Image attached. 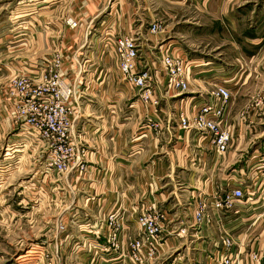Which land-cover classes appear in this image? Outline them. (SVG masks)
I'll use <instances>...</instances> for the list:
<instances>
[{"label": "crops", "instance_id": "1", "mask_svg": "<svg viewBox=\"0 0 264 264\" xmlns=\"http://www.w3.org/2000/svg\"><path fill=\"white\" fill-rule=\"evenodd\" d=\"M65 1L49 0L48 2L56 7ZM129 2L131 9L127 11L126 0H88L91 7L88 8L89 10L85 9L88 11L87 15L84 16L83 12L76 14V17L80 18L79 21L90 19L92 34L88 43L92 44L91 50L100 52L97 42L98 37L103 33H114L117 36L132 34L139 39V49L145 47L144 55H140L146 57L156 52L154 49L156 44L147 38L150 36L148 32L150 25L153 23L160 25V30L156 33L159 37L169 33L173 28L171 24H167L163 31L161 23L158 22L160 19L165 18L175 22L185 17V20L197 19L198 23L203 24L206 15H211L214 20L222 24L224 20L229 22L237 20L239 16H243V13L253 14L255 6L259 3L260 6H264V0H129ZM32 3L38 7L37 10L22 13L19 25L24 29L30 18H36L40 30L37 29L36 33L40 34L41 30H44L42 20L48 13L45 10L47 1L33 0ZM75 4L77 5V2ZM248 4H250L249 9L245 10L243 5ZM35 13L36 16L32 15ZM143 20H148L145 28H142ZM254 27L252 29L256 32ZM234 30L232 27L231 31ZM72 42L73 40L68 36L64 41L65 49H70ZM4 46L0 44V48ZM169 47L174 53L187 58L184 50L178 49L173 43ZM7 52L8 50H2L0 55ZM9 56L13 59L6 57L4 60L0 59L1 67L12 69L16 67L18 64L16 58ZM251 60L243 62L248 70L250 65H247V62L250 64ZM197 61V63L192 61L194 63L192 70L196 72L191 73L190 85L193 83L199 85L200 88L196 89L198 95L189 96L187 92L182 95H163L157 109L144 105L139 100L136 88L122 79L115 61L111 64L109 60L103 58L89 63L87 67L84 64L82 72L78 76L75 74L84 81L82 89L85 96L80 99L81 107L73 116L71 136L77 142L83 140L88 144L90 158L94 162L91 170L85 173V177L89 180H86L82 192L78 190V193H75L76 203L73 209L78 219L76 223H79L77 226L81 229L89 220L97 224L94 231L98 232L99 229L101 234V237L97 236V238L107 244L105 235L107 231L104 230L103 220H99L102 224L99 223L100 215H97V211L106 215L121 210L128 224V233L124 237L126 241L135 233V217L141 211L157 206L166 212V242L159 249L157 256L149 262H143L144 264H213L210 260L206 261L207 255L222 249L221 238L227 236L231 240L228 251L239 260V264H264V181L262 177H254L251 169L253 165L258 164L259 155L252 152L245 165L235 170V173L229 174V179L224 181L225 178L220 177L217 188L211 183V176L203 174L196 177L192 168L200 163L213 165L221 163L222 155L214 150L208 139L203 140L196 132L185 131L177 126L176 119L179 109L189 107L193 111L198 102L204 100L201 96L208 92L205 85L210 83L209 79L221 80V83H226L230 89L236 91L248 75L243 76L242 79L241 70L245 66L239 56L234 58L233 63H229L232 68L221 65L220 74L208 73L211 67H204L209 63L208 61L201 62L200 59ZM225 67L228 68L226 72L223 69ZM196 76L202 78L197 81ZM6 78L0 77V84ZM196 97L199 99L193 100ZM171 120L175 122L173 126L170 125ZM153 123L155 125H151ZM158 125L163 129L162 133H159L163 139L159 138L156 131ZM159 139L163 140L161 145H158ZM173 154L174 158L171 156ZM238 155L236 154V158ZM229 158H232V154ZM96 178L101 179V187L97 186V189H94ZM201 179L204 180L202 185L193 183L197 180L200 183ZM239 184L250 189L253 195L252 201H244L237 206L238 213L230 211L220 216L219 221L218 215L215 214L216 218L211 227L204 223L200 226L194 224L193 212L198 198H210L222 188ZM92 196L94 200L91 199ZM98 196L101 198L100 209L96 205L100 199ZM169 196L174 201L172 206L176 207L171 213V204L164 203ZM78 197L89 198L87 202L91 201L87 204L84 201L83 205L79 203L81 198ZM95 197L98 199L96 200ZM187 201L188 204H185ZM81 213H85L86 217L85 215L82 217ZM180 228L187 229L184 236L176 234ZM93 233L89 236L92 237ZM79 238L78 234L71 235L70 241L74 242ZM54 241L55 245L57 241L60 242L59 239ZM96 242L98 243L99 240L96 239ZM126 249L125 245L123 251L125 252ZM101 254L111 259L107 264H121V260L116 259L117 254L114 251ZM76 255L83 264L89 263V253L81 252Z\"/></svg>", "mask_w": 264, "mask_h": 264}, {"label": "rangeland", "instance_id": "2", "mask_svg": "<svg viewBox=\"0 0 264 264\" xmlns=\"http://www.w3.org/2000/svg\"><path fill=\"white\" fill-rule=\"evenodd\" d=\"M32 1L0 0V39L2 38L0 44L5 45L4 48H0V52L8 50L7 54L15 57L18 63L14 70L0 66V77H7L0 84V264H83L76 255L81 252L90 254L87 264H107L111 259L98 254L107 251L99 252L95 243H87L94 237L99 240V245H107L97 238V235L101 237L97 230L94 231L97 224L89 220L87 225L84 224L85 227L78 228L76 211L73 209L76 203L75 193L77 194L78 190L82 192L86 180H89L85 177V173L94 165L88 144L83 140L77 142L71 136L70 139L74 140L76 149L75 161L65 164L62 170L51 168L42 175L45 171L44 161L49 158V148L41 142L34 129L14 118L13 109L17 104L15 96L11 95L13 85L10 82L14 77L20 76L36 81L43 77L54 78V75H58L61 80L73 85L76 93L72 95L69 103L71 111L69 116L73 125V116L81 107L80 99L85 96L82 89L84 81L75 74L78 76L82 72L84 64L87 67L89 63L103 58L112 64L115 61L111 51L112 44L118 36L114 33H103L98 37L97 42L100 52L91 50L92 44L88 43L92 34L90 19L79 21L80 18L76 17V14L81 12L84 16L87 15L88 11L85 9L91 7L88 0H66L56 7L52 3L49 4V0H45L47 1L45 10L48 13L42 20L44 30H41L40 34L36 33L39 24L36 18H30L26 28L22 29L23 26L19 25L21 14L38 8ZM126 4L128 5L126 9L129 11L131 9L129 0H126ZM249 5H243V8L247 10ZM260 5L259 3L255 6L253 14L248 16L243 13V16H239L237 20L233 22L224 20L222 24L214 20L211 15H206L203 24L198 23L197 19L185 20L184 16L183 19L175 22L157 18L163 31L167 24L173 26L169 33L161 37L149 32L148 28L150 36L147 38L156 44L155 51L159 47L173 43L178 49L184 50L187 58L194 63L199 59L201 62L208 61L209 63L204 66L211 67L208 73L220 74L221 65L232 68L229 63H233L236 56L240 57L244 66L243 62L252 59L250 64L247 62L250 70L246 66L241 70L242 79L243 76L248 75L244 83L236 91L231 89L233 92L225 121V126L231 133V140L227 148L219 154L222 155L223 160L214 165L200 163L192 168L196 177L203 174L211 176V183L215 186L220 182V177L225 178L223 179L225 181L229 179L231 172L235 173V170L245 165L252 152L259 155L264 148V6ZM36 14L32 15L36 16ZM68 19H72L76 26L71 27L67 23ZM147 23L148 20H143L142 28H145ZM252 25L255 26L257 33L252 29ZM232 27L235 29L234 32L231 31ZM68 36L73 42L70 49H65L64 41ZM88 44L90 45L87 46ZM144 52L145 47L140 50V54L144 55ZM7 54H1L0 59L11 58ZM227 67L223 68L225 72L228 70ZM192 72L196 71L192 70ZM199 78L202 77H195L197 81ZM209 80L210 83L205 85L208 92L214 84L221 81ZM197 88H200L199 85L191 84L189 91L194 92H187L188 95L197 96ZM208 92H205L206 94L204 93L201 98L208 99ZM196 99L199 97L193 98ZM157 108L159 105L155 109ZM173 124L175 122L171 120L170 125ZM162 130L158 125L156 131L161 139L163 138L159 133H162ZM161 139L158 140V145H161L163 141ZM236 154H239L237 158ZM171 156L174 158L175 155ZM256 167V164L253 165L252 171H255ZM175 170L177 171L178 168ZM255 175L256 173L253 176ZM197 181L193 183L195 185L204 183L203 179L200 183ZM207 181L206 179L205 182ZM95 185L94 189H97V186L101 187L100 178L95 179ZM98 198L95 197L96 200ZM88 199L83 197L79 199V203L85 201L87 204L91 201L87 202ZM91 199L94 200L93 196ZM173 202L170 196L164 202L171 204L170 213L176 208L172 206ZM186 203L188 204V201ZM96 205L101 208V198ZM84 215L86 217L85 213H81L82 217ZM97 215H100L98 221H104L108 214L97 211ZM61 224L64 225L62 230L58 228ZM91 233H93L92 237L89 236ZM77 234L80 236L78 239L80 244L76 245L70 239L71 235ZM54 239H59L60 242L57 241L55 245ZM149 261L151 260L144 263Z\"/></svg>", "mask_w": 264, "mask_h": 264}, {"label": "built area", "instance_id": "3", "mask_svg": "<svg viewBox=\"0 0 264 264\" xmlns=\"http://www.w3.org/2000/svg\"><path fill=\"white\" fill-rule=\"evenodd\" d=\"M67 23L71 27L76 26L72 19H68ZM159 30L160 25L156 23L149 27L151 33ZM139 48V39L135 35L123 34L115 38L111 51L122 79L136 88L137 96L144 105L156 108L163 95H182L189 91L194 64L191 60L174 53L169 46L159 47L146 57L140 55ZM29 79L20 76L14 77L10 82L13 85L11 95L15 96L17 104L13 109V116L23 125L34 129L41 142L49 148L50 154L44 161L43 175L51 168L59 171L65 164L75 161L74 140L70 139L72 120L69 116V103L76 92L73 85L61 80L58 75L36 81ZM231 97L232 90L226 83L214 84L208 93V99L199 101L195 110L192 111L189 107L179 109L176 115L177 126L185 131L196 132L203 140L208 139L217 153L223 152L231 140V133L225 126ZM259 159L253 174L256 173L254 177H262L264 181V150L259 154ZM252 196L248 187L239 184L222 188L210 198L202 197L197 201L193 212L194 224L200 226L204 223L211 227L215 214L219 221L220 216L230 211L238 213L237 206L244 201H252ZM165 221L164 209L149 207L135 217V233L125 241L128 224L122 211L116 210L109 213L103 221L104 230L107 231V245H99L95 238L88 240V243H95L99 252L114 251L121 264H142L153 260L166 242ZM58 228L62 230L64 225L61 224ZM185 233L186 228H180L177 235ZM74 242L76 245L80 244L79 240ZM221 242L222 249L207 255L206 261L210 260L213 264H239V260L228 251L231 246L230 238L222 237ZM125 245L127 249L124 252Z\"/></svg>", "mask_w": 264, "mask_h": 264}]
</instances>
